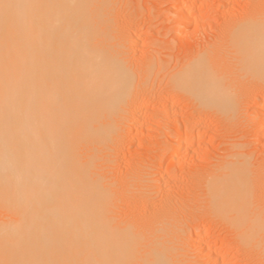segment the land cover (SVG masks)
I'll return each instance as SVG.
<instances>
[{
	"label": "bare ground",
	"instance_id": "6f19581e",
	"mask_svg": "<svg viewBox=\"0 0 264 264\" xmlns=\"http://www.w3.org/2000/svg\"><path fill=\"white\" fill-rule=\"evenodd\" d=\"M199 1L180 0L181 11L173 10L185 27L204 22V10L196 8ZM253 1L251 14L229 26L227 45L235 52L227 53L235 55H230L233 62L223 53L228 50L224 42L218 45L224 46L222 52L215 43L216 49L203 45L181 65L177 62L180 67L168 79L174 90L191 95L202 114L208 108L225 109L228 117L243 113L236 98L253 91L249 83L236 87L234 76L250 74L254 87L264 89V7L263 0ZM119 2L0 0V264H183L180 238L185 236V216L194 207L191 200L174 202L170 194L176 188L161 197V205L142 197L143 210L137 215L138 205L134 202L132 209L130 201L138 196L141 170L132 164L128 176L114 170L132 123L126 114L133 121L145 114V96L142 101L139 94H147L144 86L159 64L152 53L158 64L153 59L143 68L135 64L143 76L132 68L128 47L130 41L137 46L141 33L132 28L130 17L122 18ZM258 93L254 98H263ZM255 119L264 127L263 108ZM177 133L169 144L170 163L180 160L181 131ZM236 147L234 156L218 167L220 172L204 181L207 207L225 219L233 237L221 244L224 252L220 249L217 255L214 246L203 244L206 228L196 232L194 245L211 256L212 264H241L242 256L236 258L241 248V254L249 252L244 257L253 252L264 262V165L260 168L241 145ZM124 204L137 216H121ZM185 208L189 214L183 213Z\"/></svg>",
	"mask_w": 264,
	"mask_h": 264
},
{
	"label": "rangeland",
	"instance_id": "374dc122",
	"mask_svg": "<svg viewBox=\"0 0 264 264\" xmlns=\"http://www.w3.org/2000/svg\"><path fill=\"white\" fill-rule=\"evenodd\" d=\"M124 1L121 2L120 0L121 5L119 4L121 8L120 14L122 18L129 19L130 17L129 20L133 21V23L132 22L131 23H132V26H134L132 28L133 29L137 28V30H139L138 33H141L139 36L140 39H139V42L137 43V46L134 44L132 45L133 43L132 41H130L131 44L128 43V45L130 44L128 47L129 49L128 54H131V55H128V59H130L129 56H131L132 60L130 59L131 61L130 60L129 61L130 63L132 62L131 66L134 64V67L132 66V68L136 72L137 70L138 71L140 70L137 73V74H140V72L142 71L140 68H143L144 67L143 65L147 66L145 63L153 59V57H155L156 54L159 56L158 57L156 55L157 60L159 59V64L156 59H153L157 61L156 64H158V66L154 65L155 70H153L152 76L148 78L147 85L144 86V87L147 86L149 90L148 92H146L147 94L143 93L144 94L143 95L141 93L142 91L139 94V97H140L139 99H141L142 101L144 98L143 96H145L144 98L145 100L143 102L146 104H143L142 102L141 104H143L144 106L141 105V108L143 107L144 109L143 111H145L146 116L145 114H143L142 117L139 118L138 121L136 120L133 121L132 119H130V117L134 118V116H131L128 113L126 114L127 116H129L128 118L126 117L127 121H129L127 123L128 124H130V122L132 123L130 124V126L127 125L128 135H126V137L122 139L123 149L120 151L121 152L119 153L120 155L118 154V156L116 155L115 157V159L119 161L118 162L115 161L116 166H117V163H118V166L116 167L114 164V170L116 169L115 170L116 172H118L119 170L118 174L121 173L122 175L123 173V175L126 174L128 176L130 174V171L128 170V165H130L129 167H131V164H132L133 165L132 168H135L138 171L141 170L140 172H137V173L141 174L140 179H142V182L143 181L146 182V180L147 182L146 183L140 182L139 186L135 185L136 186L135 188L137 189L136 190L134 188L135 192L137 193L139 191L137 193L139 196V197L137 196L138 201H136L137 198L135 201L132 198V200L130 201L131 203L130 205H132V207L129 204H124L125 206L123 205L124 207H122L123 209L120 210V213H121V216H123L124 214L126 215V213L128 216H130L131 213L134 214L132 210V209H135L133 208L135 207L134 205L136 206L138 205L134 211H135V214L139 215V212L141 211V209L143 210V208H141L142 204H144L143 200H146V201L148 200V202L150 203L152 201L154 205L156 204L161 205V203L164 201L162 199L163 198L165 199L167 196H169L168 194H166L167 192H169L170 194L171 190L173 191L175 188L178 190L179 188L178 192L175 189L174 191L176 192L173 191V193L170 194V195L175 196V197H172L173 201H174V198L177 199L178 201H183L182 199L189 198L187 200H191L192 202L191 201L189 202L191 203L192 207L194 206L193 208H191L189 205H187V207L189 206L191 208L190 214H189L190 211L189 212H187L188 210L186 211V209H188L189 207L185 208L184 209L185 212H183L185 213V215L187 213L189 214L187 215L189 218L185 216L184 224H183V229L186 228V230L184 229L182 234L185 236H182L180 238L181 241L184 242V243L181 242V244L182 243L184 244V245L182 244L183 248L181 251L185 250V252L183 251L184 256L182 255L183 264H186L184 261L188 262L187 264H210L211 262H213V260L210 258L211 256L209 257V255L203 253V250L201 251L200 249L197 250V248L194 245L193 238H194V235L197 234L196 232L199 233L200 230L204 232V229L206 228L205 231L206 230L207 231L204 232V235H203V237L205 236V238H203V244L204 246L208 244H211L212 246H214V249L212 248V250H215L217 255L218 254L221 255V253L224 252L222 251V248H221L224 242L228 241L229 237L231 239L233 237H231L232 234L230 235L229 231L227 232L228 229L227 227H225V224H226L225 219L220 215L211 213L209 207H207L208 203L206 202V200L208 196L206 194H207L208 186H205V185H208V182H204V181H206V178L208 181L210 178L208 177V175L213 176L214 175L213 172L215 174L217 172L218 173L220 172L218 171V167H222L220 166V164L224 165L227 158L230 159L231 156L232 157L234 156L233 154L236 152V149H237L236 146L238 145H241L243 149H245L243 150L245 151V153L251 154V159L253 160V162L257 164V166H260L261 168L264 165V131H263L264 127H262L260 123L258 124L257 120L255 119L257 110L259 108L264 109V96H263L264 89L262 88L261 90V87H259L260 85H256L254 87L255 83H253V78L250 77V74L243 78L234 76V78H237L236 80H234L236 87L237 86L242 87L243 85L245 86V84L247 86V84L249 83L248 84L249 86L247 87L249 88V91H253V92L251 93L248 91L249 95L251 94V96H248V95L239 96L238 95V97L236 98V101L238 102L239 107L244 109L243 113L241 114L238 113V115H235L237 114L235 113L233 117H228V114L230 116L229 111L225 109H221L220 111V109L218 108H208L209 110L210 109L211 110L210 111L206 110L203 112L204 114H202V110L200 106L197 105V102L191 97V95L183 91L181 92V91H177L176 89L174 90V88H172L171 86V82L168 79L171 77V74L177 71V68L180 67L183 60H186V58L190 59L191 56L195 55L194 54L195 50H197L199 47L202 49L204 47L203 45L212 47V45L214 46V43L217 44L216 46H218L221 44L223 45V42H224L225 44L224 46L228 50L224 51L221 49V48H224V46L223 47L218 46L219 47L217 48L218 52L224 51L223 52L224 55L226 52V55H228L227 58L230 57V55H233L232 57H235L234 54H228V53H231L230 51L232 50H233L232 53L235 52L234 50L235 48H232L233 45L232 46L229 45L230 47L227 45V42L229 41L228 40L229 39L228 30L231 28L232 26L231 24L234 25L238 23L239 19L240 20H242V18L245 19L244 17L247 16L246 14H248V12L252 11L254 8L253 7L254 1L252 0L253 1L252 3L251 0H210L211 2L208 0H204L203 1L204 3L208 2V4H204L201 0L198 3L201 2V4H204V5L201 6V4L198 5L197 3L196 8L197 9L199 8V10L201 9L200 10L201 12L202 10H204L201 13L202 15L204 14L202 16L204 20V22L202 23L204 24L201 23L199 27L195 26L196 28L194 27V24L193 26L190 25V27L189 26L185 27L183 25V21H182L183 19H181L179 15L176 14V12L177 13L179 12L178 10L181 11V6H179L180 0H136V1L135 0H124ZM263 1L261 2V0L260 1L258 0V2H261L262 6L264 7ZM123 5L127 7H124ZM262 6L260 5L261 8ZM173 10H175L176 12ZM249 14H251V12ZM177 15L178 17H176ZM177 18L178 19L180 18L179 21L177 20ZM165 24L167 25L165 26ZM179 24H181L185 28L180 27L181 25L178 26ZM170 25H172L173 27ZM170 28L172 30H170ZM177 29H180L181 31L177 32ZM134 32L135 31H133L132 33ZM225 33L227 36L224 35ZM139 44L141 46H138ZM216 46H214L215 47L214 49H216ZM152 48L156 50L153 51ZM142 49L143 51H140ZM145 51L148 53L147 55ZM156 51L157 52L159 51V52L155 53ZM191 52L193 53L191 54ZM152 53H154L155 55L152 56L151 55ZM189 55H190V58H189ZM142 58L145 59V62L144 60H141ZM166 59L170 61H167ZM234 59L235 58L232 59L231 57L228 58V60L231 62H233ZM177 62L180 65H177ZM136 63L139 64L138 65V67L140 66L139 69L135 65ZM234 74H236V71ZM140 75L143 76L142 74ZM137 79L142 80V78L139 79L138 77ZM159 80L160 82H158ZM241 83L243 84L242 86H241ZM258 92H260V95H261L259 96L263 98H260V99L254 98V95L259 94ZM251 98L254 100H252ZM146 99L148 100L146 101ZM258 100H260V102ZM242 104L244 106H242ZM243 107H245L246 109ZM245 112L247 113L248 117H246V114H244ZM169 118H170V121H168ZM176 128L177 130L179 129L178 131H176V133L177 132L179 133L181 131L180 136L181 135L183 136V137L179 136V138L181 139L179 141V144H181L180 145V150H181L180 160L175 161V163H172V162L170 163V160L173 158V153L170 149L171 147L169 144L172 143V140L175 139L176 133L174 134L173 132H175L174 130H176ZM261 128L263 129L262 131H261ZM185 133L186 134L188 133L189 135L191 133L190 137H192V134H194L193 138L189 140L186 137ZM160 156L162 157L160 158ZM124 164H127V167ZM135 164H137L138 166H136ZM140 165H142V167ZM136 167H138V169ZM121 169L124 171H122ZM126 170L129 173L126 172ZM219 170H221V168ZM160 177H161V180H160ZM162 180H163V183H161ZM146 184L147 185L149 184V186L147 187ZM159 184L160 185L163 184V186L162 185L160 186ZM140 185H143V187L146 186L148 189L146 187H144L145 188L144 189ZM140 187H141V190H140ZM163 187L166 191L163 189ZM203 189L205 190L204 192H203ZM142 193L146 195L147 197L140 195ZM142 197H145L147 199H143ZM140 198L143 200L140 201L141 200ZM134 202L137 204H134ZM140 202L142 203L141 205H140ZM178 204L180 205V203ZM127 205H128V208L130 206L132 209L131 208L127 209L126 207ZM135 214L133 216H137ZM226 235L228 236L226 237ZM233 242H234L233 246H235V244L237 243H235V240L234 241L231 240V244H233ZM186 247L188 248L189 252L186 250L187 249ZM241 249H236V250L239 251ZM218 250H220L221 253L220 251L218 252ZM236 250L234 252H236ZM243 250H241V252ZM238 251L236 252L238 253L236 255L237 256L236 258L240 259L241 258L240 256H242L240 260L241 264H246V263L247 264H264V262L259 259L260 257H258V255L255 257L251 255V254L256 255V253L250 252L251 254L249 257H244V256L249 255L248 254L249 252L246 254L245 253L246 251H244V253L241 254ZM206 257L208 258L207 260H206ZM209 258L212 261L209 260ZM219 258L221 259V256ZM247 258H250V259H247Z\"/></svg>",
	"mask_w": 264,
	"mask_h": 264
}]
</instances>
